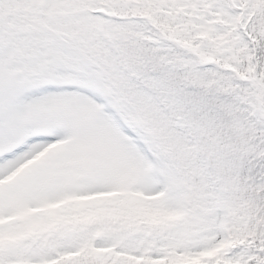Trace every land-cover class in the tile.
<instances>
[{"label": "snow or ice", "instance_id": "obj_1", "mask_svg": "<svg viewBox=\"0 0 264 264\" xmlns=\"http://www.w3.org/2000/svg\"><path fill=\"white\" fill-rule=\"evenodd\" d=\"M0 264H264V0H0Z\"/></svg>", "mask_w": 264, "mask_h": 264}]
</instances>
